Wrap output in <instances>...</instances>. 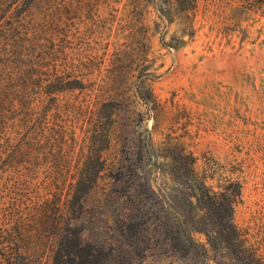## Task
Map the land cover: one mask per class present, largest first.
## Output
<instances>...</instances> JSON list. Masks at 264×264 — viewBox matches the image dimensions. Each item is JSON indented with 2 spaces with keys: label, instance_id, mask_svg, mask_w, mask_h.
Returning <instances> with one entry per match:
<instances>
[{
  "label": "rangeland",
  "instance_id": "obj_1",
  "mask_svg": "<svg viewBox=\"0 0 264 264\" xmlns=\"http://www.w3.org/2000/svg\"><path fill=\"white\" fill-rule=\"evenodd\" d=\"M24 14L44 28L69 88L40 105L37 153L18 163L4 155L3 178L19 169L23 194L60 203L77 168L95 167L93 188L69 213L84 240L112 249L105 264L228 262L199 232L205 262L166 243L167 204L190 192L178 163L190 153L214 190L240 184L233 221L264 259V0H42ZM16 120L0 126L3 150L27 134ZM147 185L167 198L158 218L159 204L138 192Z\"/></svg>",
  "mask_w": 264,
  "mask_h": 264
},
{
  "label": "trees",
  "instance_id": "obj_2",
  "mask_svg": "<svg viewBox=\"0 0 264 264\" xmlns=\"http://www.w3.org/2000/svg\"><path fill=\"white\" fill-rule=\"evenodd\" d=\"M41 1L0 0V126L7 118L17 119L27 132L22 140L13 143L14 146H6L8 150L0 148V264H41L44 251L50 264H105L113 259L112 249L84 240L79 228L72 225L69 213L93 188L98 175L95 167L77 168L74 181L60 203L56 202L59 199L56 194L41 202L23 194L27 186L21 183L23 177L19 169L14 171L15 176L5 174L3 178L4 155L9 162L18 163L30 160L37 153L40 141L32 129L36 127L40 105L69 88L67 80L57 74L52 50L46 48L48 39L44 28L35 21L25 25V11ZM103 106L106 103L100 109ZM100 111L95 117H100ZM91 149L95 163L100 164L98 148ZM178 163L182 166L179 177L190 190L183 193V204H167V198L160 199V194L150 185L138 188L152 206L159 204L152 210L154 218L159 217L160 204L161 208L167 204L165 238L170 250L182 259L195 262L199 258L205 262V246L193 235L199 232L214 251L218 249L221 253L222 248L227 251L228 262L219 260L218 264H264V259L245 245L233 221L240 184L227 182L214 190L195 174L192 154H183ZM27 200L33 204L25 210L23 205ZM128 264L135 263L128 259Z\"/></svg>",
  "mask_w": 264,
  "mask_h": 264
}]
</instances>
